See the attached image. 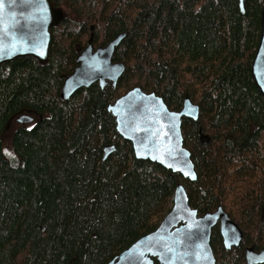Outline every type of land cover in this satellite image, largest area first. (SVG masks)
I'll use <instances>...</instances> for the list:
<instances>
[{
	"label": "trees",
	"instance_id": "trees-1",
	"mask_svg": "<svg viewBox=\"0 0 264 264\" xmlns=\"http://www.w3.org/2000/svg\"><path fill=\"white\" fill-rule=\"evenodd\" d=\"M50 1L63 17L47 59L0 63V264H106L158 226L179 182L199 214L221 205L242 229L231 249L212 229L216 264H245V246L264 247V100L250 72L264 0H244V12L238 0ZM121 32L116 86L62 99L89 34L97 47ZM135 86L171 110L185 96L198 104L197 120H181L195 181L137 159L117 133L107 107Z\"/></svg>",
	"mask_w": 264,
	"mask_h": 264
},
{
	"label": "water",
	"instance_id": "water-1",
	"mask_svg": "<svg viewBox=\"0 0 264 264\" xmlns=\"http://www.w3.org/2000/svg\"><path fill=\"white\" fill-rule=\"evenodd\" d=\"M244 12V0H238ZM63 16L50 0H0V63L20 56H33L44 62L48 56L50 29ZM91 29L92 26L90 27ZM125 36L119 33L103 46H93L90 33L86 46L76 58V65L60 89L67 99L76 90L93 83L103 89L115 87L124 64L113 60L115 48ZM251 76L264 100V9L260 14V35L251 64ZM107 109L115 118L116 131L132 144L137 159L162 165L170 174H180L195 181L197 173L190 151L183 145L181 120H197L199 106L185 96L180 110H171L154 92L135 86L117 97ZM30 114L15 120L20 124L33 121ZM110 152L105 151L104 157ZM218 228L226 249L236 247L243 238L242 229L221 205L200 215L190 206L185 186L177 183L172 205L158 226L139 237L106 264H216L210 244L211 231ZM245 264H263L264 247H244Z\"/></svg>",
	"mask_w": 264,
	"mask_h": 264
},
{
	"label": "rangeland",
	"instance_id": "rangeland-1",
	"mask_svg": "<svg viewBox=\"0 0 264 264\" xmlns=\"http://www.w3.org/2000/svg\"><path fill=\"white\" fill-rule=\"evenodd\" d=\"M78 56V55H77ZM77 58V57H76ZM76 62V59H75ZM12 127L10 126V128L8 127L6 129V132L3 134L2 137V142H3V147H2V151L9 155L10 154V146H9V133L11 132ZM7 155H5L7 157Z\"/></svg>",
	"mask_w": 264,
	"mask_h": 264
},
{
	"label": "bare ground",
	"instance_id": "bare-ground-1",
	"mask_svg": "<svg viewBox=\"0 0 264 264\" xmlns=\"http://www.w3.org/2000/svg\"><path fill=\"white\" fill-rule=\"evenodd\" d=\"M218 207V206H217Z\"/></svg>",
	"mask_w": 264,
	"mask_h": 264
}]
</instances>
